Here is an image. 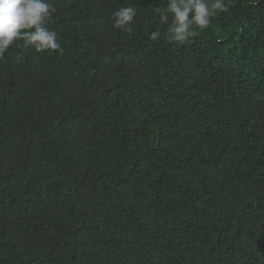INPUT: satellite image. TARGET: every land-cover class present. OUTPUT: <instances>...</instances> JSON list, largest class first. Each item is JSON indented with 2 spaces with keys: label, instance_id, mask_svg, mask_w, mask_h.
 Here are the masks:
<instances>
[{
  "label": "trees",
  "instance_id": "obj_1",
  "mask_svg": "<svg viewBox=\"0 0 264 264\" xmlns=\"http://www.w3.org/2000/svg\"><path fill=\"white\" fill-rule=\"evenodd\" d=\"M47 2L62 51L0 59V264H264V0L182 46L168 0Z\"/></svg>",
  "mask_w": 264,
  "mask_h": 264
},
{
  "label": "clouds",
  "instance_id": "obj_2",
  "mask_svg": "<svg viewBox=\"0 0 264 264\" xmlns=\"http://www.w3.org/2000/svg\"><path fill=\"white\" fill-rule=\"evenodd\" d=\"M233 0H168L165 8H158L159 23H171L164 33L169 44L182 46L196 34L206 30L214 17L229 11ZM56 8L47 0H0V59L17 44L25 50L40 53L62 51L56 31L46 26ZM133 7H121L113 13V28L132 32L136 17ZM159 30L153 31L149 39L157 41ZM22 41V45L17 42Z\"/></svg>",
  "mask_w": 264,
  "mask_h": 264
}]
</instances>
